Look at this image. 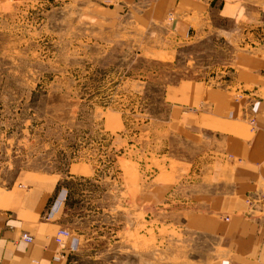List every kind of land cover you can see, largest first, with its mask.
<instances>
[{
  "label": "rangeland",
  "instance_id": "1",
  "mask_svg": "<svg viewBox=\"0 0 264 264\" xmlns=\"http://www.w3.org/2000/svg\"><path fill=\"white\" fill-rule=\"evenodd\" d=\"M114 2L0 0V185L58 176L65 264H210L209 246L225 240L196 230L186 200L142 214L125 202L119 134L135 148L145 124L133 115L164 112L163 85L187 72L194 47L162 53L144 30L113 27Z\"/></svg>",
  "mask_w": 264,
  "mask_h": 264
},
{
  "label": "crops",
  "instance_id": "2",
  "mask_svg": "<svg viewBox=\"0 0 264 264\" xmlns=\"http://www.w3.org/2000/svg\"><path fill=\"white\" fill-rule=\"evenodd\" d=\"M110 7L113 27L144 30L156 51H195L187 72L165 81L164 112L133 115L146 125L133 133L135 148L120 129L125 202L139 203L142 214L153 202L182 209L186 200L196 230L225 240L208 245L210 264H264V198L246 201L264 191V0H116ZM24 178L0 185V264H65L54 241L66 214L59 178Z\"/></svg>",
  "mask_w": 264,
  "mask_h": 264
},
{
  "label": "built area",
  "instance_id": "3",
  "mask_svg": "<svg viewBox=\"0 0 264 264\" xmlns=\"http://www.w3.org/2000/svg\"><path fill=\"white\" fill-rule=\"evenodd\" d=\"M249 121H250V123L252 125H254V123H253L254 119L253 118H250ZM258 197L264 198V191H261L259 193H250V194H248L247 197H246V201L249 204H252L254 202L253 200H256ZM62 198L63 197L61 195L60 199L62 200ZM54 236H55V238H54L55 244L58 247H60V248H64V247H66L67 240L71 237L70 230L68 228H66V227L64 228V227L60 226L56 230V233H55ZM21 237L27 242H31L33 240V237H31L27 233H22Z\"/></svg>",
  "mask_w": 264,
  "mask_h": 264
}]
</instances>
